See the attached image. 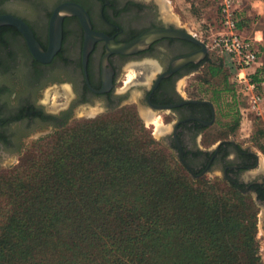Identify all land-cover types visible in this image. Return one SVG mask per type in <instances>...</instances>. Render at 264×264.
Instances as JSON below:
<instances>
[{"label":"trees","instance_id":"16d2710c","mask_svg":"<svg viewBox=\"0 0 264 264\" xmlns=\"http://www.w3.org/2000/svg\"><path fill=\"white\" fill-rule=\"evenodd\" d=\"M235 15L239 32L251 17ZM201 64L221 78L209 100L234 131L246 100L220 61ZM250 80L257 92L264 66ZM251 140L264 156L263 126ZM256 213L225 182L190 177L123 108L31 142L0 172V264H261Z\"/></svg>","mask_w":264,"mask_h":264},{"label":"flooded vegetation","instance_id":"af4514ba","mask_svg":"<svg viewBox=\"0 0 264 264\" xmlns=\"http://www.w3.org/2000/svg\"><path fill=\"white\" fill-rule=\"evenodd\" d=\"M65 4L85 13L94 35L117 44L128 43L150 29L195 38L169 22L153 0H0V16L21 20L45 51L50 18ZM84 39L80 19L63 16L58 49L47 63H39L14 27L0 26V159L5 154L16 156L28 140L57 131L78 115L116 112L126 106L139 119L166 112L161 122L167 128H159L165 130L159 143L166 151L195 173L194 177L217 176L264 210L259 153L231 137L208 141L216 122L215 106L190 86L197 81L206 54L181 62L200 50L197 45L180 36L166 37L123 55L110 51L105 40L94 38L83 63ZM129 72L134 74L127 79ZM53 95L58 102L45 111ZM43 127L47 133L32 135Z\"/></svg>","mask_w":264,"mask_h":264},{"label":"rangeland","instance_id":"374dc122","mask_svg":"<svg viewBox=\"0 0 264 264\" xmlns=\"http://www.w3.org/2000/svg\"><path fill=\"white\" fill-rule=\"evenodd\" d=\"M153 1L159 5L160 10L162 11V13L164 14V16L167 18L169 22L173 23L178 28L183 29L186 33L194 36L197 40L205 44V46L207 47L205 58H207L209 62L217 63L218 61H220L212 51L208 50V46L210 45L211 39L221 29L219 25V21H218L219 20L218 19L219 0H153ZM236 11L238 14L239 10H236ZM241 36L244 37L245 35L241 34ZM260 47H261L260 50L262 51V53H260L258 57H259V60H263L264 47L262 45ZM205 67L206 66L204 64L201 68V73L198 76H196L197 81L191 82L190 86L198 90L197 92L198 96L202 97L203 99L209 100L213 87H215V89H221V86L219 84V81L221 80V78L209 79L208 75L205 73L206 71ZM133 74L134 73L129 72L127 79H130ZM231 82L232 81L229 79V83ZM233 90L238 91V88H235L233 86ZM257 92L260 93L261 96L263 97V102L260 107V115L255 116L254 114L247 112L245 117H241L240 113L238 112V116H239L238 125L234 131H231L229 130V127H228L229 118L220 116L219 112L217 111L215 125L210 129L211 131L210 135L212 138L208 140L209 142L214 141L215 139L222 138V137H231L239 145L243 147H251L252 150L258 152L256 146L253 144L251 140V135L255 127L257 126L264 127V83H262L261 86L257 89ZM238 95L240 98L241 95L239 92H238ZM229 96H230L229 93L220 92L219 100L221 101V104H225L226 102L229 103L230 101ZM57 102L58 100H56V96L53 95L52 98L48 99V102L45 105V111H48V112L51 111V107L54 105V103H57ZM237 105L239 108H242L245 106L244 103H241V102L236 104V107ZM124 108H129L134 112V110L130 106H126ZM113 113L115 112H109V113L100 112L99 114H93L89 116L78 115L77 119L73 121L92 120V119H95L101 116H106V115L113 114ZM165 114L166 112H155L151 118L140 116L141 117L140 119L136 114L135 115L140 120L145 131L149 133L150 137L155 142L158 143L160 148L166 151V149L159 143V136L161 135L162 132H165V130L159 131V128L160 129L167 128V124H164V123L162 124L161 122V118L164 117ZM154 116L156 117L155 119H153ZM150 121L152 125L150 124ZM47 131L48 130L45 127H43L33 132L32 135L34 134L36 135L37 133H47ZM42 137L44 136H41L39 138H42ZM39 138L28 140L24 148L14 157H12V155L11 156L8 155V157L6 154L3 155V157H1L0 159L1 160L0 161L1 163L0 172L17 164L19 157L22 156V154L27 149V147H29L30 143ZM258 167L264 173V156L261 155L260 153H259ZM201 178H203V180H207L210 183L211 182L213 183L214 181H216V179H219V177L214 176V175L213 176L204 175ZM256 219L257 221H256L255 239L258 245V255H259L260 263L264 264V210L263 209H260L259 211V209L257 208Z\"/></svg>","mask_w":264,"mask_h":264},{"label":"built area","instance_id":"2783aa9c","mask_svg":"<svg viewBox=\"0 0 264 264\" xmlns=\"http://www.w3.org/2000/svg\"><path fill=\"white\" fill-rule=\"evenodd\" d=\"M240 2L241 0H219L221 29L211 39L208 50L227 69L246 100V106L239 110L240 116L245 117L247 112L259 116L263 97L256 92V85L251 82L250 74L256 68L264 66V53L263 60H259V40L245 38L236 31L235 13Z\"/></svg>","mask_w":264,"mask_h":264},{"label":"water","instance_id":"95a60500","mask_svg":"<svg viewBox=\"0 0 264 264\" xmlns=\"http://www.w3.org/2000/svg\"><path fill=\"white\" fill-rule=\"evenodd\" d=\"M65 15H75L81 21V25L83 27L84 35H85V39L83 43V63L85 60L86 52L90 49L94 38L105 40L107 42V46L110 51L123 54V55H127V54H132L140 50H143L153 40H156L159 38L180 36L192 42L193 44L197 45L200 48V50L196 54L182 58L181 59L182 63L203 58L207 52V47L205 46V44H203L199 40L187 34H182L180 32L173 31V30L150 29L146 32H143L139 37L135 38L134 40L128 43L117 44V43L111 42L110 40H108L102 35H94V33L90 29V25L88 23V19L85 13L78 6L72 5V4H65L63 6H60L51 16L50 24H49V33H48L49 41H48L47 49L45 51L41 50L37 42L33 39V36L30 30L21 20L15 17L9 16V15H1L0 16V26L6 25V26L14 27L25 39L27 48L32 58L39 63H47L59 47L60 22H61V18ZM182 165L184 169L189 173V176L194 177L192 171L184 163H182ZM255 205L259 209H263V207L260 206L258 203H255Z\"/></svg>","mask_w":264,"mask_h":264},{"label":"crops","instance_id":"0c3cea01","mask_svg":"<svg viewBox=\"0 0 264 264\" xmlns=\"http://www.w3.org/2000/svg\"><path fill=\"white\" fill-rule=\"evenodd\" d=\"M237 10L241 18L242 16L251 17L245 23V27L239 30V34H244L245 38L259 40V44L264 47V2L262 0H241Z\"/></svg>","mask_w":264,"mask_h":264}]
</instances>
